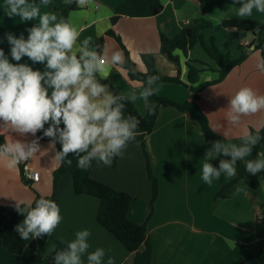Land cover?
Segmentation results:
<instances>
[{
  "label": "crops",
  "instance_id": "crops-1",
  "mask_svg": "<svg viewBox=\"0 0 264 264\" xmlns=\"http://www.w3.org/2000/svg\"><path fill=\"white\" fill-rule=\"evenodd\" d=\"M126 1L128 0H94L95 7H78L69 11L65 18L62 10L68 6L67 0H49L47 5L41 4L40 0H28V4L39 5L41 15H56V22L67 20L78 27V43L89 41L90 50H96L97 46L94 44L102 39L101 45H98L100 50H107L109 54L113 50L122 51L116 39L107 35L112 31L120 38L138 71L145 72L141 56L153 54L161 76H174L175 66L159 54L160 34L171 38L181 30L191 28L198 20L205 19L212 24L203 31L205 42L208 44L213 38L216 47L223 53H229L232 59L240 55L238 47H243V42L249 40L251 44L246 50V58L233 67L222 81L203 88L198 93V105L210 128L223 137L226 144L239 146L246 132L259 131L264 127V111L242 117L240 124L235 127L227 123L229 100L241 87H251L258 94L264 95V73L257 68V63L262 58L259 51L254 50V35L223 26L225 21L231 20L264 22V13L253 9L251 16L240 17L237 14L239 7L223 5L203 15L198 0H160L162 10L156 16H120L112 22L114 10ZM38 19L23 22L18 16L9 18L5 0H0V31L3 33L0 49L10 59V45L5 38L6 34L13 33L17 37L23 34L27 38L26 29L38 23ZM175 54L180 58V80L187 83L188 69L184 65L186 58L179 52ZM188 58L217 68L199 47L193 48ZM20 63L44 70V65L32 64L27 57L22 58ZM105 75L108 77L107 81L123 95L135 93L137 99L132 104L140 115H145L147 108L144 100L139 97L143 90L141 84L130 81L126 71L120 66L107 65ZM217 78L218 72L204 70L199 73L197 84L213 82ZM155 91L159 96L177 103H184L190 95L186 86L176 83H158ZM0 135L5 143L19 138L5 129H0ZM33 138L28 137L29 140ZM39 143L41 150L28 161L20 163L23 167L25 165L38 172L37 182L27 183L24 176H21L19 165L9 169L0 159V206H15L16 202L20 206H28L36 195H51L52 172L58 165L56 150L48 142ZM144 149L152 175L158 184L152 210L149 206L152 197L151 182L141 144H129L124 157H118L114 167H94L89 176L132 197L127 217L138 224L146 223L153 253L152 264H229L240 258L250 259L264 250L262 240L253 236L259 230L258 214L264 204V180L257 189H252L248 180L241 179L230 197L217 199V192L235 176L227 177L222 173L219 179L213 178L211 185L203 181L202 167L210 159L206 156L210 148L198 124L187 113H181L173 107L161 108L153 131L144 139ZM214 157L213 153L209 162L218 168L221 159ZM256 158L264 159V147L256 155L251 153L240 161L245 166L247 160ZM52 201L60 208L61 223L51 234L53 240H47L37 249L36 257L30 264H54L53 250L63 249L57 242L67 245L75 239L77 231L84 229L91 231L88 253L96 248H104V264L108 256L114 259V264H132V255L97 223L98 199L75 194L70 173L59 178ZM24 210L26 215L27 209ZM3 220L16 226L22 223L23 216L16 209H10L4 212ZM33 239L30 235L25 240L26 247L19 255H13L0 247V264H25L29 255L28 247ZM82 260L83 264H87V254Z\"/></svg>",
  "mask_w": 264,
  "mask_h": 264
},
{
  "label": "clouds",
  "instance_id": "clouds-1",
  "mask_svg": "<svg viewBox=\"0 0 264 264\" xmlns=\"http://www.w3.org/2000/svg\"><path fill=\"white\" fill-rule=\"evenodd\" d=\"M47 5L49 0H40ZM78 7H95L94 0H68ZM8 17H19L23 22L38 23L26 29L27 38L21 34H6L10 45V57L0 49V129H5L19 138L0 144V159L9 169L28 161L41 150L39 141L48 138L49 145L60 149L55 151V159L69 166L77 158V167L88 170L92 162L111 166L114 158H123L130 143L136 142L141 134V120L132 114L125 115L126 103L134 102L137 95H120L110 90L105 75L106 66H122L125 62L123 52L113 50H90L89 41L78 43L80 30L67 20L56 22L54 14L41 15L39 5L28 4V0H5ZM239 5L238 16H251L253 9L264 13V0H233ZM27 57L32 64L44 65V70L34 69L27 63H20ZM12 61H15L13 63ZM264 73V59L257 63ZM159 77L148 75L139 97L144 100L149 116L156 114L157 104L150 101L155 94L153 87ZM226 114L227 123L235 127L241 118L264 111V95L251 87H241L229 100ZM47 125V127H45ZM37 133H42L37 136ZM34 137L28 139V137ZM262 139L258 134L246 132L242 144H225L214 141L206 156L210 160L224 156L219 166L205 162L202 179L211 185L213 178L221 174L233 177L237 174V162L250 156L254 146ZM245 170L256 175L264 171V159L246 161ZM16 210L23 216L22 223L15 231L23 240L31 235L39 238L51 235L62 220L56 202L41 198L35 206L28 205L25 210L16 202ZM91 231L80 230L75 239L66 247L55 251L54 264H83L82 257L87 254V264H104L106 250L96 248L88 253V238ZM106 264H114L108 256Z\"/></svg>",
  "mask_w": 264,
  "mask_h": 264
},
{
  "label": "trees",
  "instance_id": "trees-1",
  "mask_svg": "<svg viewBox=\"0 0 264 264\" xmlns=\"http://www.w3.org/2000/svg\"><path fill=\"white\" fill-rule=\"evenodd\" d=\"M198 5L203 15H206L223 5H232L235 7H239L238 4L233 5V0H198ZM77 8L78 6L75 3H68V6L64 10H62L64 18L69 11L76 10ZM161 10L162 4L160 0H128L114 10V15L111 18V21L115 22L120 16L131 18L152 17L159 14ZM211 26V22L205 19H200L191 28L183 29L171 38L160 34L159 54L164 56L167 61L175 66L174 76H161L158 73L153 54H143L141 56L142 63L145 67V72L138 71L133 62L130 60L120 38L116 36L112 31H109L107 33V35L112 36L116 39L124 53L125 62L120 67L126 71L127 77L130 81L140 83L143 88V84L147 76L156 75L159 77V80L156 84H181L186 86L190 92L187 101H185L184 103H177L166 97L159 96L155 91V94L150 97V101L157 104L156 114L154 116H149L148 110H146L145 115H140L132 102L129 101L126 103L125 115H128L130 113L134 116H137L141 120L138 130L141 134L137 137V141L142 146L143 153L147 162V174L151 182L152 191V197L149 203L151 210L153 203L157 197L158 184L156 178L152 175V171L148 164L147 155L144 149V139L153 131L159 114V110L161 108L173 107L181 113H187L198 124L205 142L210 149L212 148V143L214 141H222L226 144L225 139L210 128L206 116L199 108L198 93L203 88L222 81L233 67L239 65L246 58V50L248 48L239 46L238 49L240 51V55L236 59H232L229 53H223L216 47L213 38L210 39L208 44L205 42L203 31L209 29ZM223 26L234 27L238 30L252 33L255 37L253 41L254 50L259 51L261 58L264 59V38H262V33H264V22H256L251 20H231L225 21L223 23ZM2 40L3 33L0 31V47ZM101 42L102 39H99L94 45H101ZM195 47L201 48L209 58V60L217 68L214 69L207 64L189 59L188 54ZM175 52H179L182 57L186 58L184 65L188 69L187 83H184L180 80V58L178 54H175ZM204 70H214L218 72L217 80L213 82L197 84L198 75ZM101 82L108 83L110 85V90L113 93L123 95L109 81L102 80ZM155 85L153 86L154 88ZM45 127H47V125ZM250 132L254 135L258 134L262 137V139L254 146L252 150V153L256 155L259 149L261 147H264V127H262V129H260L259 131L251 130ZM41 135L42 133H37V136ZM40 141L49 143L48 138H43ZM4 143L5 140L3 136L0 135V144ZM59 149L60 145L57 143L55 145V150ZM68 158L72 160L71 166H69L67 163L58 161L56 169L52 172L51 195L47 197H40L36 195L31 206L34 207L35 202L41 198L53 200L59 178L65 173H70L73 180V190L75 194L91 196L98 199L99 207L96 215L97 223L107 232H109L125 248V250L132 255V264H152L153 253L147 233L146 223L138 224L131 221L127 217L132 197L126 193L117 191L105 184H102L90 178L89 173L92 168L102 166V163L97 164L96 161H93L91 168L85 171L77 167V158L75 156L70 155ZM117 158L118 157L114 158L111 166L114 167L116 165ZM217 159H230V157H224L221 155L218 156ZM22 167L23 166L19 164V170L21 176L23 177ZM236 167V176L231 181L227 182L217 192V199H226L230 197L237 182L241 179L248 180L249 185L252 189H257L260 186L262 180H264V171L256 175H252L245 170V166L241 163V161L237 162ZM21 208L27 209L28 206L24 205L21 206ZM10 209L16 208L15 206H0V247L13 255H19L25 249L26 243L25 240H23L15 231L16 226L8 224L3 220L4 212ZM260 213L262 214V217L258 223L259 230L253 233V236L261 239L262 243H264V204H262L261 206ZM150 215L151 212L149 213L147 219L150 217ZM49 239L53 240L51 235H44L39 238H34L31 241L28 247L29 255L25 264L31 263V261L36 257L37 249ZM57 243L63 248L66 247V244L60 242ZM248 261H251L252 264H264V250H261L258 255L253 256L250 259L240 258L238 260L230 262L229 264H245Z\"/></svg>",
  "mask_w": 264,
  "mask_h": 264
},
{
  "label": "built area",
  "instance_id": "built-area-1",
  "mask_svg": "<svg viewBox=\"0 0 264 264\" xmlns=\"http://www.w3.org/2000/svg\"><path fill=\"white\" fill-rule=\"evenodd\" d=\"M187 23V22H186ZM250 41L249 40H245L243 42V46L246 47V48H249L250 46ZM23 176H24V179L27 180V181H31V182H37L38 179H39V174L38 172H35L33 170H31L30 168H28V166H25L23 167ZM262 217V214L259 212L258 214V219L260 220Z\"/></svg>",
  "mask_w": 264,
  "mask_h": 264
},
{
  "label": "rangeland",
  "instance_id": "rangeland-1",
  "mask_svg": "<svg viewBox=\"0 0 264 264\" xmlns=\"http://www.w3.org/2000/svg\"><path fill=\"white\" fill-rule=\"evenodd\" d=\"M199 50V49H198Z\"/></svg>",
  "mask_w": 264,
  "mask_h": 264
}]
</instances>
